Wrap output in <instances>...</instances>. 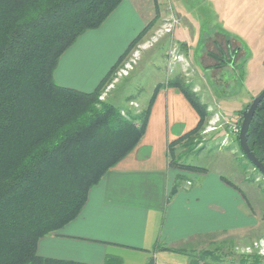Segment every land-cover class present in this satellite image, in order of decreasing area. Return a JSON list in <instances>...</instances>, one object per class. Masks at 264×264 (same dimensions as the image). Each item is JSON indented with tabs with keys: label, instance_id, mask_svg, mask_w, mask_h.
<instances>
[{
	"label": "trees",
	"instance_id": "trees-1",
	"mask_svg": "<svg viewBox=\"0 0 264 264\" xmlns=\"http://www.w3.org/2000/svg\"><path fill=\"white\" fill-rule=\"evenodd\" d=\"M120 1L0 0V264H88L40 256L37 242L74 219L90 187L137 145L163 86L178 88L198 114L193 128L169 142L170 163L206 170L181 161L182 153L176 152L179 144L194 149L192 143L209 117L207 106L182 76L157 83L138 113L99 98L114 68L139 44L151 22L93 90L80 91L54 80L60 55L82 32L98 27ZM237 53L234 48L227 56H216L214 67L234 64ZM236 141L247 159L238 132ZM247 142L264 164V97L249 124ZM249 255L241 258L243 264H264L260 254ZM103 264L121 263L108 257Z\"/></svg>",
	"mask_w": 264,
	"mask_h": 264
},
{
	"label": "crops",
	"instance_id": "crops-1",
	"mask_svg": "<svg viewBox=\"0 0 264 264\" xmlns=\"http://www.w3.org/2000/svg\"><path fill=\"white\" fill-rule=\"evenodd\" d=\"M240 1L170 0L161 8V0H121L98 27L82 32L60 55L54 80L80 91L93 90L149 22L150 27L160 26L170 16L176 18L172 32L183 34L184 40L171 42L185 56L209 25L203 23L205 10L209 13L210 5L236 9ZM219 34L216 30L214 37L203 35L198 41L204 43L201 63L211 74L229 66L214 67L220 56L216 45L225 48ZM226 51L224 56L230 53ZM197 121L198 114L178 88L161 87L137 145L90 187L74 219L38 240V255L88 264H103L108 257L121 264H191L186 246L255 226L257 217L243 205L244 195L231 180L208 168L170 163L169 142Z\"/></svg>",
	"mask_w": 264,
	"mask_h": 264
},
{
	"label": "rangeland",
	"instance_id": "rangeland-1",
	"mask_svg": "<svg viewBox=\"0 0 264 264\" xmlns=\"http://www.w3.org/2000/svg\"><path fill=\"white\" fill-rule=\"evenodd\" d=\"M161 1L164 2L161 8L168 7L170 0ZM237 3L242 4L229 10L210 5L209 13L205 10L202 16L203 23L209 25H204L202 33H198L199 41L203 35L214 37L212 34L217 30L225 41V48L216 45L218 53L224 55L226 49L231 52L236 48L234 64L211 74L201 63L204 43L198 41L193 43L191 53L182 55L171 39L180 43L184 41L183 34L172 32L176 18L170 16L167 26H164L166 21L160 26H148L139 44L114 68L110 83L99 97L138 113L146 107L157 83L178 74L191 84L207 106L208 121L192 143L194 149L187 150L179 144L176 152L182 153L181 161L218 172L236 184L244 195L243 205L254 212L257 224L244 228L241 234L218 235L211 241L186 246L191 264H243L241 258H250V253H241V248L264 240V176L240 152L234 130L239 129V111L245 110V105L264 89V0ZM250 4L252 8L248 7ZM172 52L184 59L172 61ZM125 65L127 74L118 76L117 72ZM254 252L257 253L256 249Z\"/></svg>",
	"mask_w": 264,
	"mask_h": 264
},
{
	"label": "water",
	"instance_id": "water-1",
	"mask_svg": "<svg viewBox=\"0 0 264 264\" xmlns=\"http://www.w3.org/2000/svg\"><path fill=\"white\" fill-rule=\"evenodd\" d=\"M264 97V89L251 100L247 109L242 112V121L239 126V146L249 162L264 176V164L254 155L247 142V130L257 105Z\"/></svg>",
	"mask_w": 264,
	"mask_h": 264
},
{
	"label": "built area",
	"instance_id": "built-area-1",
	"mask_svg": "<svg viewBox=\"0 0 264 264\" xmlns=\"http://www.w3.org/2000/svg\"><path fill=\"white\" fill-rule=\"evenodd\" d=\"M169 24V20L166 21L165 25L164 26H167ZM166 30H169L167 29L166 27ZM171 60L172 61H176V60H183L184 58L182 57L181 54H177V53H174L172 52L171 53ZM127 65H125L123 68L119 69V71L117 72L118 76H121V75H126L127 74V69H126ZM236 132L239 131V129L235 128L234 129ZM188 184H190V181L187 182ZM256 249L257 253L260 254V255H263L264 256V240H260V241H253L251 245H247L243 248H241V253H252L253 250Z\"/></svg>",
	"mask_w": 264,
	"mask_h": 264
}]
</instances>
